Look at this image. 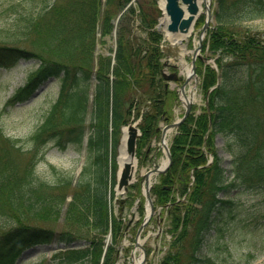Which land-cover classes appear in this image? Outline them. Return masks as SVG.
Here are the masks:
<instances>
[{"label": "trees", "instance_id": "trees-1", "mask_svg": "<svg viewBox=\"0 0 264 264\" xmlns=\"http://www.w3.org/2000/svg\"><path fill=\"white\" fill-rule=\"evenodd\" d=\"M128 1L21 0L5 9L6 15H15L0 23V67L20 58L40 62L8 103L28 100L51 76H60L61 86L31 133L15 137L0 128V264H15L27 247L54 240L65 246L86 243L55 252L61 264L115 260L113 244L103 261L101 256L103 235L111 228L113 237L119 236L123 223L109 210L104 166L109 127L119 130L135 108L142 131L137 150L145 154L160 136L161 121L173 117L177 102V90L166 86L164 36L155 27L161 14L157 0H137V25L129 12L133 4L120 17L113 68L111 55L95 54L101 40L97 32L111 33L112 19ZM217 1V24L209 30L207 44L211 53H219L222 81L201 110L195 104L178 127L171 143L172 164L152 188L157 204L172 202L168 231L173 240L160 264H244L233 257L228 233L246 228L256 215L238 196L264 192V37L235 27L264 17V0ZM198 72L208 92L219 71L199 60ZM90 106L93 130L86 147L91 158L76 176L50 164L49 178L40 162L51 147L82 151ZM219 134L230 164L217 146ZM63 211L65 227L60 231L35 223L56 222Z\"/></svg>", "mask_w": 264, "mask_h": 264}, {"label": "rangeland", "instance_id": "rangeland-1", "mask_svg": "<svg viewBox=\"0 0 264 264\" xmlns=\"http://www.w3.org/2000/svg\"><path fill=\"white\" fill-rule=\"evenodd\" d=\"M19 1L21 0H0L1 24L4 23L6 19H9L8 21L10 22V19H12V17L15 15L11 12H9L10 14L6 15L7 12L5 9H7L10 4L17 3ZM59 1L62 2L63 0ZM146 1L149 2V0ZM128 4L129 6L133 4L132 10L129 12H132L135 18L137 14V0H129ZM218 7V1L211 0L212 15L217 16L216 11ZM132 18L133 17H131V21ZM204 22L205 14L202 13L187 45L190 51L185 55V64L187 66H189L192 59L191 50L195 45L198 44L199 31L203 28ZM138 23H140L139 18H135V25ZM215 25L216 23L213 21L209 22V26L206 29L208 31L203 37L202 48L198 56V60L201 59L205 64H211L212 66L217 65L216 59L217 54L219 53H211L209 50V44L207 43L208 32ZM235 27L241 32L246 31L248 34H255L257 37H264V17L243 20L241 24ZM110 39L107 36H105V39L101 37L97 48L99 54H102V52L111 54L110 51L112 52V50H110V48L113 47V42L110 44ZM111 40H113V38ZM183 42H186V40ZM180 46L184 48L183 45L180 44ZM38 66L39 60L37 58H20L16 63L0 67V128L6 132V134L19 137L26 136L31 133L43 121L44 116L47 114L51 105L57 99L61 84V79L59 76L43 82V84L38 89H36L35 95H32L28 100L17 102L16 104L8 103V99L13 95L14 91L18 87L24 85V83L28 80L29 74L31 75ZM184 79L185 78L181 79L177 86H175L176 90H178V86L184 82ZM197 83L198 88L194 94V104L197 105L196 110L200 111V106H202L207 101L209 90L208 92H205L202 89L201 77L198 78ZM88 109L89 115L86 123V133L90 135L93 127L91 126L92 107L90 106ZM184 110L185 106L182 105L178 100L176 105L173 107V119L182 116ZM139 118V114H137L136 109L133 108V113L129 115V119L120 126L119 130L113 131L111 122V126L109 127L107 154L104 160V166L107 174V184L109 190L110 187L112 188L110 192L111 199L109 210L111 217L117 216L123 221L122 230L119 236L113 237V233H111L108 244L106 243L108 239L107 233L103 235V251L104 246H108L110 244H113L117 249L113 264H135L139 258L142 260L141 264H160L163 256L169 249L170 243L173 240V233L168 231L169 219L166 217L165 208L163 209L162 207H157L155 214L142 231L141 236L138 237L137 235L140 223L144 217L142 206H144V212H146V207L148 205L143 191L145 185L143 175L151 167L162 164L167 159L165 149L161 144V134L158 138L152 139V149H148L149 152L144 154L139 153L137 150V163L135 166L136 177L132 184H130L129 190L121 194L116 193V190L114 189L116 185L115 173L118 167V162L116 161V156L118 154L117 148L119 137L122 135V128L130 121H140ZM110 120L111 119L109 118V121ZM175 132L176 129H173L168 134L167 142L169 145H171ZM216 143L218 147L221 148V153H223L225 156L226 162H230V153L227 152L225 148V150L223 149L225 140L220 134L217 135ZM83 156H85L86 162V159H89V154L86 147H84L81 153L72 147H69L66 150H60L57 147H51L47 150L45 158L40 162L39 169L43 171L45 170L44 172L46 173V176L50 178L52 176L50 164H52L60 169L69 171L76 176L79 173V168L81 166L83 167ZM152 178H156V175H154ZM241 189L242 188H238L233 192V194ZM173 195L177 198L175 186H173ZM238 198L243 199L246 207L253 208V212H255L256 217L251 220L246 228H238L228 233V236L232 234V242L230 245V248H233L234 252L232 255L233 257L238 258V261H241L244 264H264V192L261 190H258V192H246L239 194ZM69 199H71L70 196L68 197V200ZM35 223L42 227L60 231L64 229L63 227H65L64 211L62 212L60 218L56 219V222L36 221ZM91 230H93V233L96 234L94 231L95 229ZM77 243L81 246L86 244L85 241H80ZM62 245H64V243L57 240H54L50 243H38L32 245L31 247H28L24 250L23 255L20 256L16 264H61L59 263V257H55L54 255L52 256V254L62 247ZM144 250L146 251V256L144 259H142L145 254ZM251 253L253 256H251ZM98 264H101V262Z\"/></svg>", "mask_w": 264, "mask_h": 264}, {"label": "water", "instance_id": "water-1", "mask_svg": "<svg viewBox=\"0 0 264 264\" xmlns=\"http://www.w3.org/2000/svg\"><path fill=\"white\" fill-rule=\"evenodd\" d=\"M207 7V20L201 30L200 36H199V46L195 47L193 49V57H192V72L187 74L186 79L184 83L180 86V92L186 99V111L184 115L167 125L164 126L162 131V143L165 145L167 149V155H168V162L162 166H155L148 170V172L144 175L145 178V193L149 201V207L150 211L146 214L144 222L141 224L138 234L142 231L143 227L147 224L150 217L155 212V205L153 203L151 194H150V188L152 186V182L150 181V174L151 173H162L164 172L172 161V156L170 152V148L166 142V136L169 130L172 128L178 127L179 124L189 115L191 108H192V102L193 99L190 98L187 95L186 85L190 81V79L195 76L198 77L197 71H196V57L199 53V50L202 47V39L204 32L206 28L209 26V21L213 18L210 4L211 0H204ZM165 9L167 14L169 15V19L164 24V26L159 25V28L166 34L167 37L171 36V40H173V44L169 43L167 44V48L170 49L171 55H176V57H179V53L177 51L171 52V47H176V37L177 35H184L188 36L189 39V33L192 30V27L194 26L195 20L199 16L201 12V8L199 6L198 0H166L165 3ZM215 20V18H213ZM175 75H171L169 77H174ZM221 81V77L218 78V82ZM197 86V84H196ZM128 135L126 137V149L128 153L132 157H136V141L138 136L140 135V128L136 125V123H129L128 126ZM125 130H123V135L120 137L119 142L121 143L123 137H124ZM120 152V148H119ZM133 178V169L132 164L129 162H126L123 168L119 171L118 175V182H117V189L122 191H127L129 189V184L131 183V180Z\"/></svg>", "mask_w": 264, "mask_h": 264}, {"label": "bare ground", "instance_id": "bare-ground-1", "mask_svg": "<svg viewBox=\"0 0 264 264\" xmlns=\"http://www.w3.org/2000/svg\"><path fill=\"white\" fill-rule=\"evenodd\" d=\"M198 2L200 4L201 9H203L204 8V6H203L204 0H198ZM161 3L164 6L165 0H161ZM119 20H120V18H118V17L115 19V25L117 26V28H118ZM127 132H128L127 127H125L124 137L120 143V152H119V167H120V169L123 168V166L125 165L126 162H129L130 164H132V166H136V163H137L136 158L132 157L126 149V137L128 135ZM165 162H166V160L164 161V163ZM140 261H141L140 258L137 259L135 264H139Z\"/></svg>", "mask_w": 264, "mask_h": 264}]
</instances>
